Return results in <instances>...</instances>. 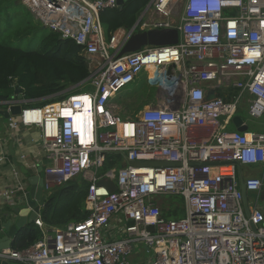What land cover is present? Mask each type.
I'll use <instances>...</instances> for the list:
<instances>
[{
  "label": "built area",
  "instance_id": "obj_1",
  "mask_svg": "<svg viewBox=\"0 0 264 264\" xmlns=\"http://www.w3.org/2000/svg\"><path fill=\"white\" fill-rule=\"evenodd\" d=\"M22 3L44 27L82 47L90 76L82 83L87 91L21 107L7 129L38 128L48 162L45 192L80 175L88 181L89 213L44 229L24 249H1L0 263L138 264L130 256L152 250L149 264H264V210L248 204L245 215L237 173V165L264 164V130H249L244 120L246 131L227 129L242 108L250 118L264 115V0H149L131 28L109 37L99 13L117 7L116 0ZM172 27L176 44L117 56L133 32ZM143 72L157 87V101L122 118L111 98ZM211 89L215 96L207 100ZM14 102L16 95L6 107ZM108 153L122 160L103 169ZM134 160L175 164L127 162ZM101 179L112 180L115 190ZM243 183L246 192L264 186L260 177ZM16 184L2 191L8 205L24 193ZM164 196L182 198V217L162 215L157 201ZM34 222L42 226L40 217Z\"/></svg>",
  "mask_w": 264,
  "mask_h": 264
},
{
  "label": "trees",
  "instance_id": "obj_2",
  "mask_svg": "<svg viewBox=\"0 0 264 264\" xmlns=\"http://www.w3.org/2000/svg\"><path fill=\"white\" fill-rule=\"evenodd\" d=\"M7 1L0 0V16L3 9L8 7V5L3 7ZM148 2L149 0H126L122 9L117 7L102 9L99 17L106 36L109 37L114 30L121 27L131 28ZM59 36L58 33L49 30L42 37L38 50L23 49L0 41V109L6 108L5 102L14 97L15 88L21 89L26 99L36 100L25 106H43L76 94L70 92L77 88H69L83 82L90 75V64L83 55L80 45L72 39H60ZM148 70L152 71V68L149 67ZM136 105L137 107L131 110L128 104L125 109L130 111L119 112V115L122 118L135 117L140 110V104ZM121 160V154L108 153L103 169H108ZM87 188L88 181L79 175L46 192V200L40 209L42 226L30 222L20 227L14 234L11 248L24 249L41 239L44 229L51 230L69 222L85 219L89 213L85 208ZM171 198L178 206L163 210L162 215L166 218L182 217L184 213L181 207L182 198L177 196Z\"/></svg>",
  "mask_w": 264,
  "mask_h": 264
},
{
  "label": "water",
  "instance_id": "obj_3",
  "mask_svg": "<svg viewBox=\"0 0 264 264\" xmlns=\"http://www.w3.org/2000/svg\"><path fill=\"white\" fill-rule=\"evenodd\" d=\"M126 0H116L117 8L122 9ZM17 4H22V0H17ZM44 27V26H43ZM61 39L62 37L59 36ZM178 41V30L176 28H149L141 31H135L131 34L125 44L122 46L117 56L120 57L125 54H129L140 50L146 45L152 46H167L174 45ZM173 65L168 67V72L171 71ZM90 76V75H89ZM89 76L86 78L88 79ZM85 79V80H86ZM84 80V81H85ZM83 81V82H84ZM83 82L76 84L69 89H73ZM15 95L18 100L22 98V91L19 88H15ZM215 96L214 90L211 89L207 92L205 98L207 100L212 99ZM22 105L16 100V102L9 104L8 108L0 110V120H8L12 115H18L21 112ZM233 127L237 131H246L247 125L242 124L243 119L241 116L234 115L231 119ZM132 165H173L175 163L155 162V161H127ZM28 189L22 195L23 203L22 208L17 209H0V230L4 231V235L0 237V250L3 248L11 247V242L16 231L25 225L26 223L34 222L35 219L40 217V209L46 200V193L44 189V176L41 167L38 168L37 174H33L26 177L25 180ZM98 184L106 185L110 191L115 190L116 186L110 179H101ZM240 189L242 194V202L244 207V213L249 217V206L247 200V192L243 183V179H240ZM251 228L256 230L255 226L251 224ZM13 261L4 260L0 264H13Z\"/></svg>",
  "mask_w": 264,
  "mask_h": 264
},
{
  "label": "rangeland",
  "instance_id": "obj_4",
  "mask_svg": "<svg viewBox=\"0 0 264 264\" xmlns=\"http://www.w3.org/2000/svg\"><path fill=\"white\" fill-rule=\"evenodd\" d=\"M16 1L17 0H8L6 5L3 6L5 7L8 5L6 9H3V14L0 16V41L8 42L23 49L38 50L40 48L42 37L48 33L49 29L47 27H43L41 22L29 11V9L23 3L17 4ZM179 9L180 6H176V10ZM75 88L77 89L70 93H81L88 90V86L82 85ZM156 91L157 87L149 84L145 80V73L143 72L139 75L138 80L135 83L128 84L111 98V109L114 113L119 115V112L130 111L125 109L128 104L130 105L131 110L137 107L136 104H140V110H142L146 106H150L156 103ZM237 114L241 116V118L246 123H248L249 130L259 131L264 129V115L260 118H250L247 115L245 108L239 110ZM227 121H229L227 129L234 130L235 128L233 127L231 118L227 119ZM5 123H8V121L5 120ZM47 163L48 162H45V164ZM246 166L248 167L245 168V170L258 168V165ZM246 166L244 165L243 168ZM157 203L161 211L167 210L171 206H178V203L172 200L171 196L160 197ZM138 248H140V246H138ZM143 249L144 248H142V250ZM150 254H152V250L151 252H147L145 257L142 259L144 263H146V259L150 256ZM137 259L138 258L135 254L133 256H130L129 258L132 263H136L137 261H139Z\"/></svg>",
  "mask_w": 264,
  "mask_h": 264
},
{
  "label": "crops",
  "instance_id": "obj_5",
  "mask_svg": "<svg viewBox=\"0 0 264 264\" xmlns=\"http://www.w3.org/2000/svg\"><path fill=\"white\" fill-rule=\"evenodd\" d=\"M144 11L145 9H143L140 14ZM16 100L22 105V107L36 101L26 99L23 92L22 98L18 100L16 97ZM7 126L8 125L5 123V120H0V157L3 158V160H0V209H10V211H12L15 207H17V209L23 207L22 203L24 197H21L16 204L8 205L3 200L2 191L4 189H9L13 185L15 186V184L19 182L23 184L25 192L28 189L25 182L26 177L37 174L39 167H41L43 173V168L46 165L45 162H47V159L41 148L38 128L21 127L19 130L12 131L7 129ZM257 165L258 168L256 169L247 170H245V168L248 166L243 168L244 165H237L239 179L242 178L244 180L248 177H260L264 181V164ZM13 171L18 173L16 178L12 174ZM23 194L24 193L21 191V195ZM247 200L248 204H257L264 210V186L259 192H247ZM4 234V231L0 230V237ZM145 255L146 253L144 252L142 257H138L137 260L139 261L136 263L149 264L151 259L150 256L146 259V263L142 260ZM12 263L22 264L16 261H13Z\"/></svg>",
  "mask_w": 264,
  "mask_h": 264
},
{
  "label": "bare ground",
  "instance_id": "obj_6",
  "mask_svg": "<svg viewBox=\"0 0 264 264\" xmlns=\"http://www.w3.org/2000/svg\"><path fill=\"white\" fill-rule=\"evenodd\" d=\"M149 67L152 68V71H150V72H151L152 76H154V80H159L160 81V78L156 76V72L154 71V67L153 66H149ZM164 101L165 100L161 101V103H163Z\"/></svg>",
  "mask_w": 264,
  "mask_h": 264
}]
</instances>
